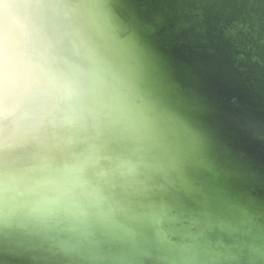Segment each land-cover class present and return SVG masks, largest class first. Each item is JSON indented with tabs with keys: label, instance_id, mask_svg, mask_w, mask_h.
Instances as JSON below:
<instances>
[{
	"label": "clouds",
	"instance_id": "1",
	"mask_svg": "<svg viewBox=\"0 0 264 264\" xmlns=\"http://www.w3.org/2000/svg\"><path fill=\"white\" fill-rule=\"evenodd\" d=\"M116 32L110 0H0V230L56 264H264V219Z\"/></svg>",
	"mask_w": 264,
	"mask_h": 264
},
{
	"label": "bare ground",
	"instance_id": "2",
	"mask_svg": "<svg viewBox=\"0 0 264 264\" xmlns=\"http://www.w3.org/2000/svg\"><path fill=\"white\" fill-rule=\"evenodd\" d=\"M110 5L117 17V38L134 40L143 49L144 72L152 89L204 138L217 165L204 175L222 194L264 219V151L261 146L258 150V144L246 135L251 125L246 123L245 130L236 124L245 123L242 120L248 115H233L225 107L228 101L243 102L245 96L237 87L223 90L202 73L207 70L208 77L211 70L225 62L231 70L242 71L231 53L251 49L248 43L238 50L237 38L243 43L249 38L255 40L258 30L264 35V0H110ZM212 49L224 59L214 55ZM182 67L189 71L202 69L203 92L194 90ZM202 93L211 100L199 98ZM191 179L202 182L204 176L193 173ZM251 243L253 253L257 244L264 249V240ZM8 245L24 246V250L20 247L22 257L55 261L52 241L29 228L0 230V247Z\"/></svg>",
	"mask_w": 264,
	"mask_h": 264
},
{
	"label": "water",
	"instance_id": "3",
	"mask_svg": "<svg viewBox=\"0 0 264 264\" xmlns=\"http://www.w3.org/2000/svg\"><path fill=\"white\" fill-rule=\"evenodd\" d=\"M153 9H155V7H153ZM142 12H144V10H142ZM258 32L259 34L255 36V40H253L252 38H249V39H246L247 40L246 42L241 43L239 38H237V41H238L237 44L239 45L237 46L238 50L242 48L241 46H245L246 44L248 45V43L250 44L248 46L249 48L251 46V49H244L247 52H244V53L241 52L239 54L238 52L231 51L232 52L231 54H233L232 56H235V59H237L238 61L237 66H239L242 71H240L239 69L231 70L230 67L227 66V64L229 63L225 62V63H221V65H218L217 69L214 68L213 70H211L210 73L208 74V77H206L207 70H205V72H202V73L206 74L205 75L206 79L207 78L212 79V82H211L212 84L222 86L223 90H229V89L236 90V88L234 87H237L238 88L237 90L240 93L244 94L245 97H244L243 102H240L237 104L235 102L233 103L232 101H228L225 104V107L228 110L227 112L228 113L231 112V114L233 115H239V114H244V113L248 115L247 118L245 117V119L242 120V121H245V123L237 122L236 124L240 127L244 126L243 128L245 130H246L247 124L251 125L252 128H249L247 126L248 129H247L246 135L250 137L252 142H256V145L258 144L256 148L261 146L260 147V149L262 148L261 151L262 150L264 151L263 149L264 148V61H263L264 60V35L262 34L260 30H258ZM223 46L227 51L228 50L227 47H225V45ZM214 50H213L214 55L222 58L220 56L221 54H219L216 50L215 51ZM226 51H224V53ZM260 56L263 57V60L259 58ZM230 61L232 62L233 60H230ZM191 69L189 71L183 67L181 68V70H184L186 72L188 79L190 78V80L195 85L194 90L197 92H203L201 82H200L201 77H202L201 76L202 69L200 68L199 69L200 71H193L194 68L192 70ZM204 96L202 93V97L201 96H198V97L202 98L203 100L205 99V101L211 100V99L205 98ZM228 107L230 108L228 109ZM218 123L221 126V123L219 121ZM237 135L239 134L237 133ZM257 135H259L261 139L257 137ZM245 138L247 137L245 136ZM260 143H263V144L259 145Z\"/></svg>",
	"mask_w": 264,
	"mask_h": 264
},
{
	"label": "flooded vegetation",
	"instance_id": "4",
	"mask_svg": "<svg viewBox=\"0 0 264 264\" xmlns=\"http://www.w3.org/2000/svg\"><path fill=\"white\" fill-rule=\"evenodd\" d=\"M18 246V248L13 247V246H9L8 247H0V264H33L34 262L36 264H56V261H46V259H36L33 257H30L29 259L26 257H22L21 252L22 250H24V246H20V245H16ZM8 249V250H7ZM27 251L29 250L28 248H26ZM18 252V253H17ZM18 258V259H17ZM17 259V260H16ZM16 260V262H15ZM39 261V263L37 261ZM2 262V263H1ZM42 262V263H41Z\"/></svg>",
	"mask_w": 264,
	"mask_h": 264
}]
</instances>
